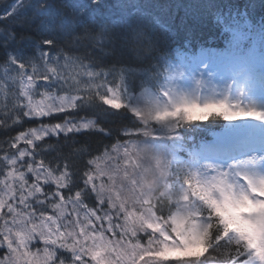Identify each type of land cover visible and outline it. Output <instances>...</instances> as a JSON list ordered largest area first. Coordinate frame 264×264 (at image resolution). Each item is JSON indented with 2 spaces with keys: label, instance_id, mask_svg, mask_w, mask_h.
<instances>
[{
  "label": "snow or ice",
  "instance_id": "6c2138e0",
  "mask_svg": "<svg viewBox=\"0 0 264 264\" xmlns=\"http://www.w3.org/2000/svg\"><path fill=\"white\" fill-rule=\"evenodd\" d=\"M103 6L102 0H65L62 8L55 0H13L0 14L21 29L0 28L3 86L16 97L0 112V129L65 114L62 122L0 141V264H264V125L259 146L248 139L253 126L246 124L224 126L211 142H185L183 135L192 122L210 117L264 121V104L246 91L248 42L255 38L246 30L247 15L255 5L241 10L208 0L204 6L217 10L231 36L222 50L192 57L188 72L187 65L171 63L173 47L155 28L118 26L98 14ZM153 23L168 31L158 18ZM26 43L39 55H27ZM125 51L136 53L140 67H103L109 58L123 63ZM75 67L85 71L73 74ZM228 71L241 78L228 82ZM216 76L224 81L219 95ZM137 80L155 89L147 108L130 91ZM95 81L100 83L93 86ZM97 101L104 106L101 119L123 110L119 114L132 122L103 146L111 166L98 174L93 165L99 157L87 146L71 149L91 157L82 170L68 161L63 146L42 147L49 137L83 131L112 136L111 129L68 114ZM49 151L54 160L45 159Z\"/></svg>",
  "mask_w": 264,
  "mask_h": 264
},
{
  "label": "trees",
  "instance_id": "16d2710c",
  "mask_svg": "<svg viewBox=\"0 0 264 264\" xmlns=\"http://www.w3.org/2000/svg\"><path fill=\"white\" fill-rule=\"evenodd\" d=\"M32 5L38 3V0H29ZM65 0H55L58 8L63 7ZM73 4H79L85 2V0H70ZM214 3L220 5H235L241 10L244 6L254 4L255 7L248 8L247 21L251 24V27H260L262 21H264V0H213ZM103 8L98 10V14L104 15L110 22L123 26L127 22L147 24L150 28H155L157 35L163 44L166 45L168 41H172L173 45H181L183 42H190L191 45L196 43H202L203 39H207L211 36L219 38L220 23L216 16V9H208L204 5L208 3V0H102ZM13 5V0H0V14L9 11ZM226 12L227 9L225 8ZM33 8H28L26 11L27 16H31ZM158 18L159 21L166 25L168 31H161L154 23L153 20ZM16 21L14 20H0V28L5 30L14 28L15 31L20 32L21 29L15 27ZM39 39V37H37ZM26 48L27 55L36 56L39 55L38 50H35L31 44L21 45ZM4 50L0 49V56L3 55ZM119 60L123 63L117 64L114 59H107L103 67L111 68L115 65L117 69L124 66L140 67L136 53L134 51H125L119 56ZM87 63V61H85ZM5 71V65L0 63V112L5 110L4 106L7 104L9 107L15 102L16 97L8 87L3 86L4 81L2 79ZM75 74L76 72L83 73L85 69L81 67H75L70 69ZM112 79V77H109ZM95 83L100 81L92 82ZM146 84H141L137 80L135 87L130 91L138 93L142 87ZM87 87V85H81ZM19 85H16L18 88ZM43 90V89H41ZM103 91V90H101ZM63 94V93H60ZM71 95H81L82 93L72 92ZM35 99H40L39 96ZM104 106L97 101L96 106L68 109V114L71 118L81 120V118L89 119L96 124V127H104L106 130L111 129L113 135L106 136L99 131H83L79 134H69L68 137L61 135L59 139L55 137H49L46 139V144L42 147L50 145L63 146V154L67 156L68 161L73 164L77 169H83V162L85 159H89L84 155L83 151L72 152V148L85 149V146L91 148L94 156H100L103 146L110 145L116 142V132L122 125H128L131 127V121L129 116H122L119 113L123 110H117L118 114L105 116L101 119ZM2 118V117H0ZM65 119L64 113L54 114L53 117L43 119H30L25 120L22 123L9 128L7 131L0 129V141H3L11 136H15L21 131H25L28 128L39 126L43 124H54L62 122ZM222 118H209L206 121H194L188 125L183 135L185 139L188 133L194 135H208L211 129L216 130L218 126L223 123ZM11 124V119H9ZM198 130L197 132H194ZM6 147V145H5ZM99 150V151H98ZM3 153H0V157ZM45 159H55L54 152H46ZM79 174V173H77ZM3 253L0 252V255Z\"/></svg>",
  "mask_w": 264,
  "mask_h": 264
},
{
  "label": "rangeland",
  "instance_id": "374dc122",
  "mask_svg": "<svg viewBox=\"0 0 264 264\" xmlns=\"http://www.w3.org/2000/svg\"><path fill=\"white\" fill-rule=\"evenodd\" d=\"M229 36H231V32H229ZM254 37H255L254 40L249 44L250 49H253L249 53L248 64L246 66L249 70L245 71V75L247 77V84L250 85V86L252 85V81L248 82V80H249V78H251V76H253V74H248V72L253 73L252 71H258L259 70L257 72V75L260 77L261 82L264 80L262 78V77H264V41L260 37V31H259V35H255ZM256 44H258V45L256 46ZM208 50H217V49H215L214 47H211V49L201 48L196 53H192V54L188 53L187 57L184 56L183 52L172 51L171 56L169 57V59L171 60V63L174 64V65L175 64H180L182 66L187 65V67L185 68V71L188 72L193 67L191 58L192 57H197L198 58L202 52H205V51H208ZM224 75H225V79L228 82H231V78L233 76H235L237 79L241 78L238 73L232 72V71H228ZM205 79L207 80V78H205ZM212 83L221 86L220 88H218V91H217V95H219V92L222 91V85H223L224 81H222L219 76H216V77L213 78ZM261 85L264 86L263 83H261ZM181 86L182 87H187L189 89V91H191V85L190 84H182ZM142 94H143V96H142ZM155 94H156L155 91H153V92H151V91L145 92V91L141 90L140 93H136L134 95H136L138 97V105L141 108H147V107H149L152 104L153 99L155 97ZM207 94L208 93H203V92L201 93V95H207ZM250 99L255 101L257 104H264V101H261V98L257 94H254L253 96H251ZM36 100H39V99H36ZM124 102H126V101L121 100V103H124ZM244 103H248V101L246 100V101H244ZM239 120H242V121L248 120L249 123L247 125H252L253 126L249 130L250 131V136L248 137V139L255 140L256 139L255 137H257V136L259 137V136L262 135V130L260 128V125H264V121L256 120L253 117L241 116V117H238L237 119L232 120L230 122H234L235 121L234 124L236 125ZM83 122H86V120H84ZM35 127H38V126H35ZM112 155H115V153H112ZM121 164H122V162H121ZM110 166H111L110 161L108 160L107 156L104 155V156L101 157V159L99 160L98 163H95V167L94 168L96 169V172L98 174L101 170L107 171L110 168ZM2 179H3V177L0 176V180H2ZM68 211H71L70 207H69ZM37 246L38 247H42V245H37Z\"/></svg>",
  "mask_w": 264,
  "mask_h": 264
}]
</instances>
